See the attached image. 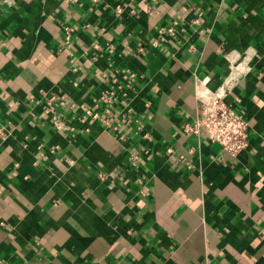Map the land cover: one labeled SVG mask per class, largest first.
Here are the masks:
<instances>
[{"label": "crops", "instance_id": "obj_1", "mask_svg": "<svg viewBox=\"0 0 264 264\" xmlns=\"http://www.w3.org/2000/svg\"><path fill=\"white\" fill-rule=\"evenodd\" d=\"M132 9L0 0V264H264V0ZM221 91L249 124L235 157L182 131Z\"/></svg>", "mask_w": 264, "mask_h": 264}, {"label": "built area", "instance_id": "obj_2", "mask_svg": "<svg viewBox=\"0 0 264 264\" xmlns=\"http://www.w3.org/2000/svg\"><path fill=\"white\" fill-rule=\"evenodd\" d=\"M94 3L99 2L100 0H90ZM132 1L126 0L128 5L131 7V14H134L135 11L132 9ZM124 6L118 4L115 7V12L117 16H122L124 13ZM198 18L202 16V11L196 9ZM194 23L199 24V19H196ZM178 22L172 20L168 25L159 29L160 42L165 40V36H175L177 32ZM69 35L72 30H67ZM159 45V41L154 43ZM129 77H134V75L129 74ZM227 90V89H226ZM226 93L221 91L214 93L213 96L206 100H201V105L199 108V116L193 122H186L182 125V131L188 135H194L199 137L202 132L206 133L208 140L211 143L219 144L223 151L231 155L232 157L237 156L240 152L245 150L248 147V133H249V124L248 122L240 115L235 113L225 100ZM116 93L115 91L108 90L102 97H99L100 101L104 105L103 110L104 114L107 117L113 115V107L115 103ZM62 105V102H59ZM53 105V104H52ZM50 105V113L54 123L61 127L63 124L61 122V114L56 110L55 106ZM93 119L98 118V114H93L91 111L88 112ZM105 123H108L105 120ZM116 130V128L114 129ZM123 139V136L120 137ZM144 138L149 139V135H145ZM169 153H172V150H168ZM182 158V157H181ZM132 166L137 167L141 161L139 155H132L130 157ZM118 177L117 170H108L99 172V178L102 181H111L114 182Z\"/></svg>", "mask_w": 264, "mask_h": 264}]
</instances>
